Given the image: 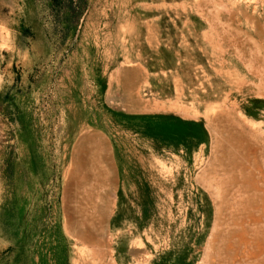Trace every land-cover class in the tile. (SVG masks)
<instances>
[{
  "label": "rangeland",
  "instance_id": "obj_1",
  "mask_svg": "<svg viewBox=\"0 0 264 264\" xmlns=\"http://www.w3.org/2000/svg\"><path fill=\"white\" fill-rule=\"evenodd\" d=\"M0 264H264V0H0Z\"/></svg>",
  "mask_w": 264,
  "mask_h": 264
}]
</instances>
